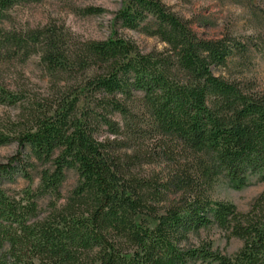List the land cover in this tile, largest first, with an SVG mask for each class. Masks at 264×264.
<instances>
[{
  "label": "trees",
  "instance_id": "16d2710c",
  "mask_svg": "<svg viewBox=\"0 0 264 264\" xmlns=\"http://www.w3.org/2000/svg\"><path fill=\"white\" fill-rule=\"evenodd\" d=\"M43 1L0 0V59L37 55L53 84L32 94L0 83V106L19 110L0 118V147L19 146L0 164V264H264V193L247 213L212 196L264 182V91L214 72L248 61L249 42L206 39L163 0H123L117 13L163 45L148 53L57 24L6 28L13 9ZM32 172L35 190L4 188ZM213 228L242 247L192 243Z\"/></svg>",
  "mask_w": 264,
  "mask_h": 264
},
{
  "label": "rangeland",
  "instance_id": "374dc122",
  "mask_svg": "<svg viewBox=\"0 0 264 264\" xmlns=\"http://www.w3.org/2000/svg\"><path fill=\"white\" fill-rule=\"evenodd\" d=\"M181 17L195 21V30L204 38L217 40L225 35L234 36L249 42V60L236 58L227 68L216 69V75L227 79L251 82L264 91V0H163ZM123 0H44L40 4L20 6L11 11V22L6 28H42L57 24L82 41L107 40L117 35L137 44L144 53L160 50L163 45L156 39L136 31L123 29L116 20ZM100 12L89 14L88 9ZM0 83L14 92L28 91L32 94H46L53 84L50 75L44 70L40 57L34 55L25 62L17 59L11 62L0 59ZM17 108L0 106V118H16ZM19 146L12 143L0 147V164L7 163L18 153ZM32 180L18 176L15 182H7L4 188L11 194L35 190L39 185L37 172H32ZM255 177L253 185L236 191L221 183L213 191V198L235 204L242 213L251 210L255 201L264 193V182ZM78 175L71 171L63 186L65 197L76 186ZM50 198L41 199L39 206L42 217L49 209ZM210 241L214 247L226 254H235L243 245L236 238L228 241L225 233L217 228L201 230L199 236L192 237V243Z\"/></svg>",
  "mask_w": 264,
  "mask_h": 264
}]
</instances>
